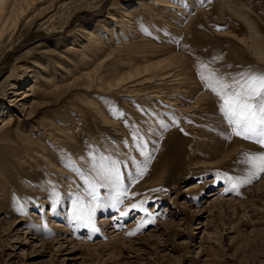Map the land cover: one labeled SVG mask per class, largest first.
<instances>
[{"label": "rangeland", "instance_id": "374dc122", "mask_svg": "<svg viewBox=\"0 0 264 264\" xmlns=\"http://www.w3.org/2000/svg\"><path fill=\"white\" fill-rule=\"evenodd\" d=\"M30 7L0 40V264H264V173L232 191L216 179L247 178L242 154L262 150L231 135L208 86L214 81L201 79L222 69H264L249 29L257 25L264 40V0H36ZM179 64L188 74L172 85L157 77L115 93L85 89L86 75L97 85L127 77L129 68L161 72L156 68L167 65L163 71L174 73ZM164 87L187 113H165L157 130L163 127L162 137L174 131L143 138L142 155L140 140H133L138 116L129 111L141 109V100L131 89ZM205 93L215 104L198 113L194 106ZM92 99L115 127L107 140L122 145L103 156L120 162L127 195L116 207L102 204L109 189L99 186L96 172L87 174L91 166L67 162L77 145L65 150L49 136L53 127H68L88 164L92 132L99 137L108 128L101 131L95 108L85 106ZM198 122L205 142L216 138L219 150L184 166L174 133L182 136ZM227 148L230 155L220 158ZM86 179L100 197L90 223L75 203L79 197L86 209L91 202ZM20 202L24 213L14 207ZM140 202L143 210L131 209Z\"/></svg>", "mask_w": 264, "mask_h": 264}, {"label": "bare ground", "instance_id": "6f19581e", "mask_svg": "<svg viewBox=\"0 0 264 264\" xmlns=\"http://www.w3.org/2000/svg\"><path fill=\"white\" fill-rule=\"evenodd\" d=\"M36 0H0V40L7 34V30L9 28H12V33L17 29V25L19 21L22 19L23 16H25L26 12L28 11L29 7L31 6L32 3H35ZM31 8V7H30ZM54 29V28H53ZM249 29L251 33L252 39V47H254L253 51L255 54H257L262 60H264V40L261 37V34L259 30L257 29V25L254 24H249ZM97 43L93 42L92 44ZM87 50L93 51L92 47L85 48ZM224 58V57H223ZM182 66V65H181ZM180 64L176 66L174 73L170 72L167 73L163 71L166 66L163 67H158L156 68L157 70L161 72H151L147 68L142 69V68H129L128 69V74L127 77L125 78H114L110 82L106 83H101V81L96 85L94 84V79L93 76L86 75L87 78V84H86V90L90 89L92 86H96L95 90L98 91L99 93L101 92H107V93H115L116 91L121 92V90H124L127 85L129 84H136L137 87L143 86V85H151L153 82L156 80L157 77L164 78L165 80H168L167 82L172 85L173 82H180L181 79L188 74V71L182 70L180 67ZM231 67V66H230ZM184 68V67H183ZM230 71V69H229ZM215 73L218 76H223L225 78L229 77L230 75H234V71L231 73L228 72V70H218L217 71H211V73ZM168 89V88H167ZM165 87L158 89L155 92H146L145 89L143 91H140L138 89H131L134 94L138 97V101L140 102L141 109L135 108V107H130L129 111L131 114H137V119H140L139 121L135 122L132 121L133 128L135 131H137V134L145 138L146 140L148 139H158V138H164L168 134H171L170 132H167L165 136H161L164 134L163 127L157 130L158 126L162 121H166V118L164 119V114L166 113H173V109H179L182 110L183 107H174L175 103L178 102L176 100V95H171V93L167 90ZM177 90H181L177 88ZM152 91V90H151ZM143 93H149L144 99ZM18 94V92H17ZM159 94H164L161 98L158 99ZM165 96V97H164ZM26 97V96H25ZM24 97V98H25ZM215 99V98H214ZM217 102V101H216ZM128 105V103H126ZM165 106H163V105ZM202 104V105H201ZM214 101L211 99V96L209 94L205 93L202 94V99L199 100V102H196V106H194L199 113L202 111V106L206 108H210L214 105ZM167 105V106H166ZM201 105V107H200ZM85 106L87 108L92 107L95 108V110L92 111V118H95V116H99L102 122V129L101 131L104 130V126H108L107 130L105 133L101 132V135L98 137L94 132H92L90 141L92 142V148L89 149V160L88 164H85V158H83L81 155L79 156L78 154L81 152L83 148H81V145H79L78 141L76 140V136L73 133L72 130H70L68 127H65L64 130H62L61 127H56L51 130L52 134H49L50 137H53V141L58 142L60 146L64 147L65 150H68L69 147H71L73 144L77 148L75 149L74 152H72L71 156H68L67 162L71 163V166H76L77 169L81 168L78 163H81L82 166L84 167L91 166V169L87 174L92 175V166L95 164L97 166L98 161H100L101 157L106 156L110 154L113 150H116L120 148L122 145L121 143H113L109 142L107 139L110 137V131L114 130V125H111L107 117L103 111V108L99 106V103L96 102V100L92 99L86 102ZM185 108V107H184ZM144 110V111H142ZM147 110H150L151 113H147ZM177 111V110H176ZM187 110H182V112H186ZM143 112H146L145 114ZM83 116L86 118V114L83 113ZM188 115H186V118ZM177 121H181L182 116L177 115ZM183 124L184 121H181ZM115 123V122H114ZM166 123V122H165ZM163 122V125L165 124ZM207 123V122H205ZM204 123V124H205ZM202 123L195 124L194 127L190 130V132H186L184 135H180L179 133H174V135L177 137L175 139L176 144L178 143L179 146V160L181 164L184 166H192V165H199L204 163L199 162L205 157L208 156H214L215 152L219 150V146H216V143L218 140H212L216 138H211L209 135L207 137V141L205 142V137L201 134L199 126L202 127ZM57 133H60L61 140L57 137ZM118 133V131L116 132ZM78 135V133H76ZM126 135V132H125ZM56 136V138H54ZM160 140V139H159ZM151 144V142H149ZM74 146V147H75ZM229 148V147H228ZM223 149L218 153V156L220 158H224L226 155L229 154V149ZM235 148V147H234ZM77 150V151H76ZM223 151V153H222ZM231 151V150H230ZM242 149L241 145H238L236 147V152H233V156L240 155ZM236 153V154H235ZM131 155H136L135 152L131 151ZM202 154H205L202 156ZM223 155V157H222ZM79 156V157H78ZM29 157V156H28ZM30 158V157H29ZM206 159V158H205ZM31 161L36 162L38 161V158H30ZM75 160V161H74ZM51 169H54V171H58V166L57 165H50ZM197 166L196 168H198ZM202 172L201 170H199ZM57 176L53 178V181L51 182L52 185H55L54 179H56ZM30 191L36 192V194L41 193L42 190L35 189L33 187L29 188ZM23 202H20V204L15 205L14 207L19 209V212L24 213L26 210V207H24ZM61 228V226H59Z\"/></svg>", "mask_w": 264, "mask_h": 264}, {"label": "snow or ice", "instance_id": "6c2138e0", "mask_svg": "<svg viewBox=\"0 0 264 264\" xmlns=\"http://www.w3.org/2000/svg\"><path fill=\"white\" fill-rule=\"evenodd\" d=\"M207 84L208 79H212L216 86L208 85L210 91L216 95L220 101L219 112L224 121L231 128V135L252 142L260 147L262 151L244 153V162L248 165L247 178L221 176L217 174L216 179H224L230 186L226 191L236 190L242 184L250 183L253 177L258 178L259 174L264 173V69H255L251 66L242 70L238 74L230 75L225 78L217 76L214 72L210 77H201ZM123 113H121V116ZM140 140L141 147L138 151L144 155V141L142 137L133 136V140ZM131 159V158H130ZM117 160L111 157H101L99 169L95 164L92 171L101 183L100 187L109 189L102 200L105 206L116 207L122 203L121 196L127 193L123 190L120 176V167ZM83 175V174H81ZM87 187L84 190L85 196L91 198L89 206L85 209L81 199L77 197V211L87 215L90 223L92 213L95 210V202L100 199L97 193V184L85 180ZM143 202L132 204L131 209L143 210ZM127 212H121L126 215ZM77 215L76 219H80ZM93 231L96 229L93 227Z\"/></svg>", "mask_w": 264, "mask_h": 264}]
</instances>
